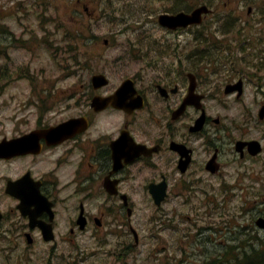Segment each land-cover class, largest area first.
<instances>
[{"label": "rangeland", "instance_id": "rangeland-1", "mask_svg": "<svg viewBox=\"0 0 264 264\" xmlns=\"http://www.w3.org/2000/svg\"><path fill=\"white\" fill-rule=\"evenodd\" d=\"M204 1L210 2L100 0V9L108 11L107 18H104L94 0H0V52H8L7 56H0V66L9 65L15 73L29 76L32 72L38 79L59 80V86L69 90L76 79H90L92 71L106 73L111 84L117 85L123 75L134 76L142 70L145 61L152 62L157 55L156 50H163L159 56L164 55L167 65L177 63L179 57L187 58L192 53L190 61L195 64V70L205 75L204 80L210 81L207 105L213 118H221L223 126L230 128L229 131L235 135L236 128H245L250 136L262 140L264 123H255L254 127L246 125L235 95L224 93L227 80L246 74L252 80L249 91L256 97L254 99L248 93L246 100L259 118V110L264 104V29H261L260 22L264 15L258 4L260 0H211L215 15L182 35L170 33L157 22L158 15L163 12H178L189 8V4ZM240 4L254 6L251 20L256 25L251 31L240 28L234 23L236 18L229 15L238 14ZM84 7L89 8L88 13ZM232 9L234 11L230 13ZM225 21L232 32L230 34L223 29ZM78 28L82 30L79 45L69 46L76 43ZM105 40H109L108 44L104 43ZM70 49L82 50L81 61L75 59L76 51L73 54L66 51ZM147 50L155 51L142 60L141 56ZM176 50L179 54L174 52ZM52 53H57V60L52 58ZM85 54L95 59L86 60ZM261 56L263 61L258 60ZM217 59H222L223 63H216ZM146 73L149 79L156 70L147 68ZM14 92L21 94L20 91ZM1 131L4 135L0 140L5 136L18 135L13 133L11 124ZM21 131L25 130L19 129L18 133ZM3 165L1 161L0 172ZM12 166L0 180V192L5 185L4 177L17 178L27 168V163L21 159L12 162ZM227 170L225 179L224 176H212L208 183L199 184L207 191L208 197L204 195L194 199V213H172L166 207L163 217L151 211L135 214L133 221H137L132 224L139 231L141 241L130 250L124 244L126 239L117 241L115 232L104 235L99 241L92 239L89 233L82 237L79 235L77 238H83L81 245L60 239L56 245L46 243L37 232L36 241L31 245L23 237L15 242L17 232L5 231L14 228L18 217L8 213L9 220L0 227V264H221L222 261L226 264L235 254L241 255L252 247L254 250L264 245V232L255 225V219L264 210V154L257 161L235 163ZM255 178L260 179L259 182ZM5 195L0 196L2 208L11 204ZM254 200H260L259 205L255 206ZM188 216L194 217L192 224ZM220 219L225 220L222 232ZM188 232L194 237L188 239ZM66 234L67 229L59 231L61 237ZM197 234L200 235L196 237ZM132 242L134 244V237ZM231 250L229 255L226 254ZM119 256L122 260H117ZM77 258H80L78 262Z\"/></svg>", "mask_w": 264, "mask_h": 264}, {"label": "flooded vegetation", "instance_id": "flooded-vegetation-1", "mask_svg": "<svg viewBox=\"0 0 264 264\" xmlns=\"http://www.w3.org/2000/svg\"><path fill=\"white\" fill-rule=\"evenodd\" d=\"M240 8L238 14H229L230 17L236 18L235 22L245 29H254L253 4ZM232 11L234 9L230 13ZM190 29L168 31L182 35ZM154 51L147 50L141 59ZM174 52L179 54L177 50ZM156 53L152 62H144L140 72L131 77L123 75L117 85L109 83L97 88L92 78H79L67 90L59 86V80H31V128L28 127L27 133H42L72 121L78 126L63 139L40 135L31 153L6 159L9 162L23 159L27 163V168L17 178L4 177L5 185L0 192V196L6 194L11 200L6 208L0 205L3 212L0 227L9 220V214L16 215L18 220L15 225L12 223L14 228L6 229L7 233L17 232L15 242L22 237L27 240L30 233L34 243L36 232L41 231L30 227L29 217L22 215L19 208L22 200L6 193L9 181L20 183L15 189L29 198L31 210L41 214L39 223L52 224L56 232L67 229L68 234L59 236L63 242L81 245L83 238H77L79 235L89 233L92 239L99 241L104 235L115 232L117 241L124 238L128 246L133 237L137 244L141 241L139 234L137 237L134 234L132 222L137 219L133 221V215L154 212V209L163 217L166 207L172 213H194L193 199L207 192L199 184L209 182L215 175L227 176L223 170L229 164L252 158L248 148L240 150L238 143L258 139L250 136L245 128H236L235 135L222 125L221 118H213L207 105L209 88L200 80L195 64L190 61L193 54L189 53L187 58L181 56L177 63L167 65L164 55L159 56L163 50H156ZM79 55L81 57V50ZM147 68L156 70L149 79ZM193 75L197 79L194 92L203 97L200 108L194 103L196 95L192 93V82L196 85V81ZM126 80L131 81L132 91L124 103L125 109L109 105L99 110L96 99L113 96ZM238 81H243L242 90L236 96L241 102L243 122L254 127L259 121H256L253 108L245 103L248 80L238 78ZM15 82V79L0 78V117L9 121L14 117L8 111L18 102L17 96L9 94ZM234 83L227 80L226 85ZM202 116L204 122L196 128ZM211 168L216 169V173H212ZM163 183H166L165 201L157 207L151 189H156L161 196ZM38 199L44 200L36 203ZM187 219L194 222L192 216ZM223 219L219 221L220 232L224 227ZM192 237L188 232L187 238Z\"/></svg>", "mask_w": 264, "mask_h": 264}, {"label": "water", "instance_id": "water-1", "mask_svg": "<svg viewBox=\"0 0 264 264\" xmlns=\"http://www.w3.org/2000/svg\"><path fill=\"white\" fill-rule=\"evenodd\" d=\"M207 12H208L207 7L203 6V7H200L199 9H197L191 15H187L184 13H181L177 16L164 15V16L160 17V23L163 26L169 27L171 29H176V28L181 27V26L185 27V26H188L189 24L200 23L202 20V14L207 13ZM94 82L96 83V86H103V85L107 84V80H106L105 76H103V75L95 76ZM128 88H129L128 85H124L123 87L120 88V90L118 91V93L115 96V97H117V101L122 102L125 100V98L127 96V92H128L126 89H128ZM107 101H109V100H107ZM263 117H264V108L261 111V118H263ZM250 148H251L250 150H251L252 154H257L259 151H261V146L257 142L256 143L255 142L250 143ZM157 201H158V199H157ZM0 219H1V213H0ZM257 224L261 228H264V218H260L257 221ZM41 227L43 228V233H44L45 239L47 241L51 240L52 239V237L50 236L52 233L51 230L48 228H44V226H42V225H41ZM29 240L31 241L30 238H29Z\"/></svg>", "mask_w": 264, "mask_h": 264}, {"label": "trees", "instance_id": "trees-1", "mask_svg": "<svg viewBox=\"0 0 264 264\" xmlns=\"http://www.w3.org/2000/svg\"><path fill=\"white\" fill-rule=\"evenodd\" d=\"M226 264H264V245L259 249L245 251L242 257L228 261Z\"/></svg>", "mask_w": 264, "mask_h": 264}]
</instances>
